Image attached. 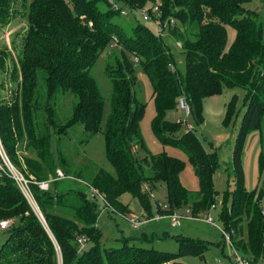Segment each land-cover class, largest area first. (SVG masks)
I'll return each mask as SVG.
<instances>
[{"label": "trees", "instance_id": "1", "mask_svg": "<svg viewBox=\"0 0 264 264\" xmlns=\"http://www.w3.org/2000/svg\"><path fill=\"white\" fill-rule=\"evenodd\" d=\"M252 0H0V26L15 29L16 18L27 13V24L15 31L9 41L13 50L0 48V139L14 164L27 176L48 180L59 169L65 175L51 181L47 190L32 187L42 213L41 223L26 198L8 177L0 178V219H10L6 237L0 245V264H180L185 254L203 257L205 240L175 235L176 252L160 251L133 244L134 238L122 237L117 247H101L96 197L105 207L122 215L130 212L121 202L125 193L136 198L149 219L154 217L147 189L162 181L171 214L187 204L190 192L180 181L185 162L165 152L140 156L147 150L140 129L146 104L135 95L137 76L134 62L152 84L155 115L151 130L162 142L179 147L192 163L199 189L191 202L192 216L207 212L216 204L213 174L218 166L215 152H207L192 129L180 136V123L165 119L184 97L189 112L201 122L203 99L222 93L224 88L246 90L245 111L235 137L231 164L234 189L229 206L223 205L220 218L224 228L234 229L235 248L256 263L264 256V216L260 211L264 198V177L257 190L244 187L241 150L246 134L260 128L264 117V23L258 13L244 4ZM102 2V8L99 3ZM154 5L145 9L148 3ZM168 27L185 55V73L172 68V56L161 35L149 26L134 22L130 31L116 21L130 10H145L151 20ZM176 23L169 25L171 20ZM13 23V24H12ZM226 25L236 31L228 50ZM15 37V38H14ZM115 37V41L113 39ZM19 39V42L17 43ZM17 40V41H16ZM113 46V47H112ZM107 54L105 73L112 85L111 110L101 127L104 100L91 69L101 54ZM16 52H15V51ZM15 56L13 57V55ZM17 60L18 67L14 61ZM42 71L43 91L38 93V71ZM10 92V99L5 93ZM70 92L76 101L70 117L57 119L58 94ZM235 97L226 104V115L235 110ZM188 116V115H187ZM81 125L93 135L101 131L110 172L97 168L89 173L87 164L79 165L59 152H51L52 137L65 135ZM24 142L25 154L18 153ZM57 159V160H55ZM264 172V154L259 156ZM74 181L58 188L59 180ZM53 184V185H51ZM91 191L92 197L87 194ZM152 215V216H151ZM140 218V217H139ZM244 223V225H243ZM0 231V232H3ZM79 237L93 243L83 250ZM168 237V236H166ZM165 237V238H166ZM143 234L140 240L150 241Z\"/></svg>", "mask_w": 264, "mask_h": 264}, {"label": "rangeland", "instance_id": "2", "mask_svg": "<svg viewBox=\"0 0 264 264\" xmlns=\"http://www.w3.org/2000/svg\"><path fill=\"white\" fill-rule=\"evenodd\" d=\"M31 1L32 0H26L27 3ZM99 5L102 8L104 7L102 2H100ZM153 5L154 4L151 2L144 8L147 9ZM244 6L255 10L259 15L260 21L264 23V0H252L244 4ZM124 11L125 14L116 17V21L122 25L126 31H130L131 26L135 24L134 22H140L141 24L149 26L155 33L159 32L158 23L150 19L144 20L141 10H130L124 7ZM16 20L17 23L14 24L15 29L12 28L11 25L6 27L0 26V48L7 47L11 55L13 50L9 47L11 43H9V41L13 38V33L15 31H21L23 26L27 24V13L23 15L20 14ZM171 21L176 23L178 27H181V24L177 21L173 19ZM164 24L168 26L166 23ZM225 27L227 30L225 50H228L235 38L236 31L231 25H226ZM160 35L165 45L170 50L172 68L184 74L186 70L185 55L181 45H179L170 34L168 27L163 29ZM18 42L19 39L17 43ZM112 47H109L101 54L91 69V74L95 77L104 100V112L101 121L102 128L111 110L110 101L112 85L109 77L105 73V64L107 61L106 56L111 52ZM14 56L15 54L13 57ZM14 63L16 67H18L16 58ZM134 70L137 76V82L134 86L135 95L139 101L146 104L144 116L140 121V129L147 150L139 149V154L143 156L146 152H150L151 154L165 152L168 155L182 159L185 162V166L180 173V181L183 186L189 190L190 195L188 196L186 205L180 208H174L173 211L170 212L171 214L175 213L178 217H182L178 224L174 223L173 219L167 215V213L158 219L155 218L156 213H159L158 207L163 211L171 210L167 202L166 187L162 181L156 182L151 189H147L150 197L149 200L152 204V215H154V217L150 219L139 201L128 193L123 194L120 198L121 202L126 204L130 211L126 216L114 212L110 208L104 209L105 204L103 200L100 197H96L97 211L99 213L98 223L102 230L100 246L102 248L117 247L122 237H131L134 238L133 244L136 246L154 248L160 251L176 252L179 244L174 237L177 234H181L184 237L205 240L207 246L203 252V257L185 254L177 259L180 264H232L234 260L233 249L228 243L224 242L221 230H225V228L221 221L220 214L224 204L229 206L232 191L234 189L235 178L231 164V153L240 119L245 111L244 98L246 90L241 87L224 88L222 93L204 98L202 108L203 120L201 122H199L191 112H189L187 116L184 110L179 106L166 112V120L173 123H180V129L176 132L177 136H180L186 129L194 130L202 142L204 149L210 153L215 152L218 160V166L213 174L216 204L207 212L199 214L198 218H193L191 213V202L199 189V182L195 169L187 155L179 147L168 143H162L152 132L151 120L155 115L152 84L142 71L138 62H134ZM13 85L14 84L11 83V86L8 87L10 90L8 93H5L6 99H10V92ZM37 91L38 93L43 91L41 70L38 71ZM0 93L3 94V91ZM232 97H235V110L234 113L228 117L226 115V104ZM75 101L76 98L74 94L70 92L58 94L56 102L58 121L64 122L70 117ZM23 143L24 142H20L17 149L20 154L26 153ZM51 147L53 157L55 156V158H57L59 152H61V154L64 153L69 160L76 162V165H79L81 161L85 165L87 164L89 173L96 171L97 168H104L113 172V168L106 158L104 137L101 131L89 135L84 132L81 125H76L70 128L65 135L60 137L54 135L52 137ZM261 152L264 154V117L261 120L260 128L250 130L246 134L242 145L241 167L243 172V183L248 191L257 190L264 177V172L261 173L259 168V156ZM69 185L75 186L74 181L63 179L57 182L58 188L67 187ZM75 187H77V183ZM87 194L89 197H92L90 190H88ZM261 202H264V198ZM131 215L138 216L141 219V222H138L136 228L128 221ZM207 217L211 220L210 222L205 221ZM143 234L148 236L150 241L140 240ZM5 237L6 232H0V245ZM92 246L93 243L86 241L80 248L82 249L81 251H83L88 250ZM162 264L172 263L170 261Z\"/></svg>", "mask_w": 264, "mask_h": 264}, {"label": "built area", "instance_id": "3", "mask_svg": "<svg viewBox=\"0 0 264 264\" xmlns=\"http://www.w3.org/2000/svg\"><path fill=\"white\" fill-rule=\"evenodd\" d=\"M152 12L155 14V17L157 18V19H155V21L159 24L160 27H163L165 24L162 25L158 21L160 11H159L157 5L154 6V9ZM143 18L147 19V18H152V17L150 14L144 12ZM173 24H174L173 21H169V25H173ZM159 32H160V29H159ZM159 32L157 33L158 35L160 34ZM113 39H114V41L116 40L115 37H113ZM178 105L181 109L184 110V113L186 115L189 114V107H188V104H187L184 97L178 98ZM5 176L10 178L15 183L16 187L20 190L22 195L26 198L27 202L29 203L30 207L33 209V211L35 212V214L37 215V217L39 218L41 223L45 225L44 217L38 208V205L35 201V198L33 196L31 189L33 186H36L39 188V190H47L50 186L51 181H55L57 179H62L65 177V175L62 173V171L58 169L56 171V176L53 178L50 177L48 180H37L33 176L29 177L24 172H22L14 164V162L10 159V157L6 153L4 146L2 145V142L0 140V178L5 177ZM260 211H261L262 216H264V202L260 205ZM168 215L173 219V222L176 224H178L180 218H182V217H178V215H176L175 213L168 214ZM155 216H156L155 218L158 219V218L162 217L163 215L156 213ZM192 217L198 218V217H194V216H192ZM128 221L132 223V226L134 228H136L138 225V222H141V219L138 216L131 215L128 218ZM206 221L210 222L211 220L208 218V219H206ZM10 224H11L10 219H0V230H6L10 226ZM221 233H222L224 242L228 243L231 246V248L233 249L234 260L232 261V264H252V263H249L248 259L245 258L244 256H242V254L235 248V245L233 243V238H232L233 235L235 234L234 229H232V228L228 229V230L222 229ZM84 242H86V238H84V237H79L77 239V243L79 246H82L84 244ZM254 264H264V256Z\"/></svg>", "mask_w": 264, "mask_h": 264}, {"label": "bare ground", "instance_id": "4", "mask_svg": "<svg viewBox=\"0 0 264 264\" xmlns=\"http://www.w3.org/2000/svg\"><path fill=\"white\" fill-rule=\"evenodd\" d=\"M144 12H146L145 10H142V16H143V13ZM144 19V18H143ZM148 19H150L151 20V18H147V19H144V20H148ZM154 22H156V21H154ZM157 23V22H156ZM158 27H159V29H160V32L159 33H161V31L164 29V27H160L159 26V24H158ZM160 35V34H159ZM1 140V139H0ZM207 219H208V217H207ZM206 221V220H205ZM0 231H3V230H0Z\"/></svg>", "mask_w": 264, "mask_h": 264}]
</instances>
